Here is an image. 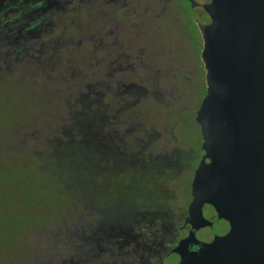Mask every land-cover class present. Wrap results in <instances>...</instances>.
Returning a JSON list of instances; mask_svg holds the SVG:
<instances>
[{
    "label": "rangeland",
    "instance_id": "1",
    "mask_svg": "<svg viewBox=\"0 0 264 264\" xmlns=\"http://www.w3.org/2000/svg\"><path fill=\"white\" fill-rule=\"evenodd\" d=\"M183 7L184 18L173 13L143 31L149 37L137 43L135 69L120 73L124 109L121 85L105 86L102 133L110 157L95 147L53 143L77 97L99 91L93 64L67 54H46L40 63L26 58L19 66L0 61V264H51L56 235L84 221L90 204L164 202L166 191L188 200L202 146L196 116L207 90L199 25L208 18ZM191 148V158L162 156ZM84 202L90 206L82 210Z\"/></svg>",
    "mask_w": 264,
    "mask_h": 264
},
{
    "label": "flooded vegetation",
    "instance_id": "2",
    "mask_svg": "<svg viewBox=\"0 0 264 264\" xmlns=\"http://www.w3.org/2000/svg\"><path fill=\"white\" fill-rule=\"evenodd\" d=\"M194 1L193 8L189 0H0V61L19 66L26 58L40 63L43 55L67 54L85 67L93 64L104 117L105 86L126 85L120 73L135 69L137 43L149 37L143 31H152L170 15L184 18L185 4L202 10L210 22L203 9L210 1ZM192 153L191 148L162 156L178 160ZM204 154L201 146L187 201L166 191L160 193L165 201L158 203L84 202L82 210L90 204L91 211L79 225L66 227L64 237L56 235L51 264H264V200L252 213L248 198L238 204L229 195L222 209L203 207L208 225L191 223L192 186Z\"/></svg>",
    "mask_w": 264,
    "mask_h": 264
},
{
    "label": "water",
    "instance_id": "3",
    "mask_svg": "<svg viewBox=\"0 0 264 264\" xmlns=\"http://www.w3.org/2000/svg\"><path fill=\"white\" fill-rule=\"evenodd\" d=\"M209 1L210 22L199 25L207 90L196 116L205 154L192 186L194 226L208 225L203 207L221 208L229 195L248 198L252 213L264 200V0Z\"/></svg>",
    "mask_w": 264,
    "mask_h": 264
},
{
    "label": "trees",
    "instance_id": "4",
    "mask_svg": "<svg viewBox=\"0 0 264 264\" xmlns=\"http://www.w3.org/2000/svg\"><path fill=\"white\" fill-rule=\"evenodd\" d=\"M121 85L118 88L122 96L121 108L127 106V88ZM100 101L97 94L93 92L87 93L84 96H78L74 101L72 111H70L67 124L63 128L60 138L54 139L53 143L61 144L63 146L70 144H79L83 147L97 148L103 152L104 157L112 154L104 151V137L102 133L103 117L98 113ZM77 108V109H75ZM70 109V110H71ZM120 154L118 152L114 153ZM123 155V154H121Z\"/></svg>",
    "mask_w": 264,
    "mask_h": 264
}]
</instances>
